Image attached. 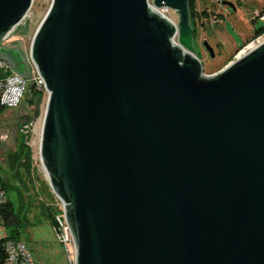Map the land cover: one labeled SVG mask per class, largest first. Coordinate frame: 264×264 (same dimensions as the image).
Returning <instances> with one entry per match:
<instances>
[{
  "label": "water",
  "instance_id": "95a60500",
  "mask_svg": "<svg viewBox=\"0 0 264 264\" xmlns=\"http://www.w3.org/2000/svg\"><path fill=\"white\" fill-rule=\"evenodd\" d=\"M32 1L0 0V62L24 78L1 44ZM152 5L51 0L31 39L76 264H264V41L208 75L188 0Z\"/></svg>",
  "mask_w": 264,
  "mask_h": 264
},
{
  "label": "rangeland",
  "instance_id": "374dc122",
  "mask_svg": "<svg viewBox=\"0 0 264 264\" xmlns=\"http://www.w3.org/2000/svg\"><path fill=\"white\" fill-rule=\"evenodd\" d=\"M197 1V9L199 11L206 9L210 14L209 20L203 19L201 22L198 19L197 38H194L193 44L196 55L201 60L203 73L210 75L223 69L235 59V56L244 47L255 41L252 19L257 12L259 15L264 14V0H227L234 6V9L227 4H222V0ZM148 2L152 5V0H148ZM50 3L51 0H33L26 18L20 23L26 25L24 27L27 30L18 33L17 37L10 36L5 44L17 43V47L22 53L29 55L33 33L47 13ZM162 9H165L163 13L177 24V14L169 8ZM263 25L264 21L257 20L256 27ZM204 41H207L213 48V57L202 46ZM14 47L16 46L14 45ZM46 101L47 92H44L39 106V114L30 121L32 126L28 133L27 143L31 149V177L24 175L28 186L27 190L20 185L25 202L30 204L29 219L35 223L22 229L20 237L28 246L34 259L40 264H59L57 262L65 264L64 253L56 241L54 229L40 215L42 199L48 201L49 205L56 206L55 196L39 153ZM32 114H34V106L28 103L27 93L17 107L7 108L0 114V167L7 171L8 176H11L12 173L6 166V154L17 148L21 138V126L27 123L25 122L26 118ZM48 193H51L52 196L50 197ZM0 233L4 234V229L1 226Z\"/></svg>",
  "mask_w": 264,
  "mask_h": 264
},
{
  "label": "trees",
  "instance_id": "16d2710c",
  "mask_svg": "<svg viewBox=\"0 0 264 264\" xmlns=\"http://www.w3.org/2000/svg\"><path fill=\"white\" fill-rule=\"evenodd\" d=\"M197 2V0H188L190 23L194 28V38L197 34L198 19H200L201 22L203 19L209 20L210 14L206 9L199 11L197 9ZM257 20L259 19H252L254 30L253 39L264 33V25L256 27ZM27 94L28 103L34 106V114L28 115L25 120V122H30L39 114V106L42 101L43 92L36 89L34 86H30ZM6 109V107L0 105V114ZM20 136L21 138L18 142L17 148L14 151L8 152L5 157L6 166L9 168L12 175L8 176L7 171L0 167V189L3 190L5 194V200L0 203V226L5 231L4 237H0V264H2L5 259V253L2 247L5 239L20 240L21 230L35 223L29 219L30 204L28 205L25 202V197L20 188V185H22L26 190L28 189L24 175L26 174L28 177H31L32 170L31 149L27 143L28 133L25 134L20 131ZM48 194L50 197L52 196L51 193ZM48 203L49 202L46 200H41L42 212L40 215L54 229L56 224L54 215L57 212V209Z\"/></svg>",
  "mask_w": 264,
  "mask_h": 264
},
{
  "label": "built area",
  "instance_id": "2783aa9c",
  "mask_svg": "<svg viewBox=\"0 0 264 264\" xmlns=\"http://www.w3.org/2000/svg\"><path fill=\"white\" fill-rule=\"evenodd\" d=\"M253 18L262 20L264 19V14L259 15V13L257 12ZM10 36H13V31L7 38L4 39L1 46L11 47L15 45L5 44ZM25 56L30 67L29 78H24L18 75L17 73L13 72L7 65L0 62V105L6 108L17 107L23 100L30 86H34L36 89L42 91L43 93L47 92L44 86L45 83L42 81L41 76L39 75L35 65L30 58V55ZM31 126L32 123L27 122L21 126L20 131L27 134L29 133ZM54 196L56 204L55 207L57 209V212L54 215L56 223L54 227L56 241L59 243L63 250L66 264H76L74 239L66 222L64 203L55 194ZM4 200L5 194L3 190L0 189V203H2ZM4 235L5 233H0V236L4 237ZM2 247L3 250L9 251V259H4L2 264H38L35 261L26 243L21 239H5ZM15 248H23V255H15Z\"/></svg>",
  "mask_w": 264,
  "mask_h": 264
},
{
  "label": "bare ground",
  "instance_id": "6f19581e",
  "mask_svg": "<svg viewBox=\"0 0 264 264\" xmlns=\"http://www.w3.org/2000/svg\"><path fill=\"white\" fill-rule=\"evenodd\" d=\"M155 11L159 12L161 15H163L164 17L168 18L165 13V9H157L154 8ZM169 19V18H168ZM261 21H264V19H262ZM264 41V34L260 35L259 37L255 38V41L250 43L249 45H247L246 47H244L236 56L235 59L238 57H241L244 53H246L248 50L252 49L253 47L257 46L258 44H260L261 42ZM5 253V259H9V251L4 250ZM15 255H23V248H15Z\"/></svg>",
  "mask_w": 264,
  "mask_h": 264
},
{
  "label": "flooded vegetation",
  "instance_id": "af4514ba",
  "mask_svg": "<svg viewBox=\"0 0 264 264\" xmlns=\"http://www.w3.org/2000/svg\"><path fill=\"white\" fill-rule=\"evenodd\" d=\"M197 38V34L196 37ZM17 47L11 46V47H6L5 50L3 51V54L11 59L14 63V67H16L20 72L24 71V67L22 65V62L18 59L16 53H14V50Z\"/></svg>",
  "mask_w": 264,
  "mask_h": 264
},
{
  "label": "crops",
  "instance_id": "0c3cea01",
  "mask_svg": "<svg viewBox=\"0 0 264 264\" xmlns=\"http://www.w3.org/2000/svg\"><path fill=\"white\" fill-rule=\"evenodd\" d=\"M24 26H26V25H21V24H18L15 28H14V30H13V35H14V37H17L18 36V33H21V32H23V31H26L27 29H26V27H24ZM17 35V36H16ZM15 46L17 47L18 46V44L17 43H15ZM18 48V47H17ZM4 233H5V231H4ZM1 237V236H0ZM64 257H65V255H64ZM36 261V260H35ZM65 261H66V259H65ZM38 264H40L38 261H36ZM57 263H59V264H61L60 262H57ZM66 264V263H65Z\"/></svg>",
  "mask_w": 264,
  "mask_h": 264
}]
</instances>
